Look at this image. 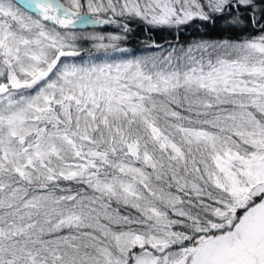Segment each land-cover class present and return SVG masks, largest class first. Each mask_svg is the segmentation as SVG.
<instances>
[{
    "label": "snow or ice",
    "instance_id": "6c2138e0",
    "mask_svg": "<svg viewBox=\"0 0 264 264\" xmlns=\"http://www.w3.org/2000/svg\"><path fill=\"white\" fill-rule=\"evenodd\" d=\"M0 264H264V0H0Z\"/></svg>",
    "mask_w": 264,
    "mask_h": 264
},
{
    "label": "trees",
    "instance_id": "16d2710c",
    "mask_svg": "<svg viewBox=\"0 0 264 264\" xmlns=\"http://www.w3.org/2000/svg\"><path fill=\"white\" fill-rule=\"evenodd\" d=\"M163 35H166V34H163ZM156 38L159 40V39H161V36L157 35ZM168 38L170 39L171 37H168ZM190 38H191V34H186L185 39H190Z\"/></svg>",
    "mask_w": 264,
    "mask_h": 264
}]
</instances>
